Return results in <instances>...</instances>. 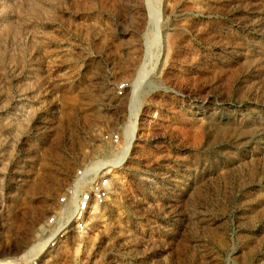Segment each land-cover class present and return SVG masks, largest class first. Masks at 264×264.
<instances>
[{"label": "rangeland", "instance_id": "rangeland-1", "mask_svg": "<svg viewBox=\"0 0 264 264\" xmlns=\"http://www.w3.org/2000/svg\"><path fill=\"white\" fill-rule=\"evenodd\" d=\"M131 109L121 188L39 264H264V0H0V260Z\"/></svg>", "mask_w": 264, "mask_h": 264}, {"label": "built area", "instance_id": "built-area-1", "mask_svg": "<svg viewBox=\"0 0 264 264\" xmlns=\"http://www.w3.org/2000/svg\"><path fill=\"white\" fill-rule=\"evenodd\" d=\"M116 144L120 136H112ZM114 168L106 161H97L80 168L70 183L57 198L54 211L41 225L44 238L38 242L37 255L31 257L30 264H39L45 252H52L65 245L71 237H79L88 230L91 215L95 209L108 204L112 195L111 172Z\"/></svg>", "mask_w": 264, "mask_h": 264}, {"label": "bare ground", "instance_id": "bare-ground-1", "mask_svg": "<svg viewBox=\"0 0 264 264\" xmlns=\"http://www.w3.org/2000/svg\"><path fill=\"white\" fill-rule=\"evenodd\" d=\"M152 9H153V12L155 13L154 14L155 16H153V18H156V16H158V10H157V8L155 6ZM155 24L157 26L156 21H155ZM136 120H137V110L136 109H131L130 114H129V118H128L127 122L124 124V127H123L124 135H125L124 141H122V145L118 149V151H116L114 154H112V157L113 158H111L109 160L107 159V161H106V162H108L114 168V170L120 168V166L125 162V160H126V158L128 156V153L130 151L131 145L133 144V141H134V138H135V133H136V130H137L136 129ZM94 163H90V164H94ZM111 181H112V196H113V195L116 194L117 190L120 189L121 186H122V184L119 181V175H118L117 171H114L112 173V175H111ZM111 200L112 199H110V201ZM109 202H108V204H109ZM106 206L100 207V208L95 209L93 211V213L91 215V219L94 222H96L97 220H99L100 218H102V216L104 215L103 209L106 208ZM45 242L46 241H44L42 243V245H39V243H36L33 246V248H36V250H33V251H35L34 252V255H37L38 253H40V252H38L40 250V246L41 247L42 246L44 247ZM20 258H22V256L19 257V258H9V259L0 260V264H21V259Z\"/></svg>", "mask_w": 264, "mask_h": 264}]
</instances>
